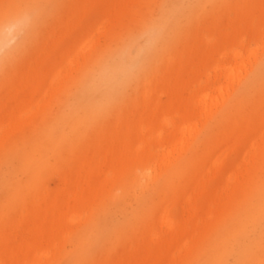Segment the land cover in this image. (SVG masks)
I'll return each mask as SVG.
<instances>
[{
    "label": "bare ground",
    "instance_id": "obj_1",
    "mask_svg": "<svg viewBox=\"0 0 264 264\" xmlns=\"http://www.w3.org/2000/svg\"><path fill=\"white\" fill-rule=\"evenodd\" d=\"M38 1L0 0V23ZM37 30L32 19L14 58L0 60V75ZM164 51L107 115L120 121H85L83 111L66 113L63 100L17 127L33 131L3 138L0 264H264V98H257L264 62L245 78L222 64L198 89L199 71L187 82L188 66L177 62L130 115H115ZM222 80L226 86L213 92L211 83ZM38 81L26 70L14 76L16 111L34 99ZM181 245L187 251L176 262Z\"/></svg>",
    "mask_w": 264,
    "mask_h": 264
},
{
    "label": "rangeland",
    "instance_id": "obj_2",
    "mask_svg": "<svg viewBox=\"0 0 264 264\" xmlns=\"http://www.w3.org/2000/svg\"><path fill=\"white\" fill-rule=\"evenodd\" d=\"M20 1L23 0H15L16 3ZM170 1L39 0L30 9L32 19L38 22L36 34L0 75V90L4 89L0 93V142L9 133L18 138L24 132L33 131L35 128L28 126L20 132L22 129L17 127L23 120L57 110L60 102L75 92L83 70L102 50L137 32L158 16ZM187 3L194 6L192 14L172 35L149 77L130 91L128 103H121L115 115H121L122 119L130 115L147 93L155 91L177 62L188 66L184 72L187 82L193 78L194 71H199L194 89L211 80L214 71L222 64L239 69L238 75L245 78L264 62V0H195ZM45 9L49 15L39 19ZM189 54H195L199 60L186 61ZM205 60L212 62L204 66L202 62ZM22 70L39 79L38 90L30 104L16 111L10 102V86L14 76ZM220 86H226L225 80L211 83L213 92ZM257 98H264V87L259 90ZM117 118L107 116L103 121L121 120ZM14 128L18 131L14 132ZM152 138V141L158 138L156 131H153ZM151 143L152 151L157 152ZM51 178L47 179L49 189L56 183ZM190 205L196 209L201 207L197 199ZM169 214L176 221L177 212L169 210ZM201 224H197V233L201 231ZM156 233L159 238L166 237V228L156 226ZM18 243L13 241L15 246ZM186 251L187 248L181 245L174 260L178 262ZM116 258L114 253L109 255L110 261Z\"/></svg>",
    "mask_w": 264,
    "mask_h": 264
},
{
    "label": "clouds",
    "instance_id": "obj_3",
    "mask_svg": "<svg viewBox=\"0 0 264 264\" xmlns=\"http://www.w3.org/2000/svg\"><path fill=\"white\" fill-rule=\"evenodd\" d=\"M194 6L186 0H172L158 16L116 44L102 50L87 66L75 92L65 101L66 113L84 112L85 121L110 114L128 91L145 76ZM32 27V14L22 10L0 23V60L11 61Z\"/></svg>",
    "mask_w": 264,
    "mask_h": 264
}]
</instances>
